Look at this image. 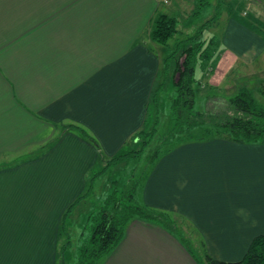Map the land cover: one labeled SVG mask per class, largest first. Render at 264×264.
I'll return each instance as SVG.
<instances>
[{"label":"crops","instance_id":"crops-1","mask_svg":"<svg viewBox=\"0 0 264 264\" xmlns=\"http://www.w3.org/2000/svg\"><path fill=\"white\" fill-rule=\"evenodd\" d=\"M249 1L225 0L208 27L225 76L264 72V38L237 18L264 25V0ZM191 2L0 0V264H58L63 214L100 165L99 148L114 156L142 129L164 78L179 36L167 50L151 38L153 19L168 13L164 5L179 18ZM150 168L140 200L184 216L213 257L238 261L264 234V144L191 139ZM200 257L166 228L135 219L101 264H204Z\"/></svg>","mask_w":264,"mask_h":264},{"label":"trees","instance_id":"trees-1","mask_svg":"<svg viewBox=\"0 0 264 264\" xmlns=\"http://www.w3.org/2000/svg\"><path fill=\"white\" fill-rule=\"evenodd\" d=\"M194 2L193 15L198 17L213 4L212 0H194ZM217 3V7L221 6L220 1ZM221 14V9L216 11L215 15L198 27L193 34L185 36H181L180 20L177 16L159 13L153 19L151 38L154 41L167 45L175 35L179 36L174 50L165 60L166 69H168L169 60L175 62V72L164 105L160 103V91L165 84L161 83L153 90L144 126L134 137L132 136L119 153L111 157L105 155L99 148L98 141L86 130L78 126H67L77 130L80 135L99 148L100 165L94 167L88 174L84 192L68 206L63 214L59 232L61 245L58 264H70L73 261L75 264H96L99 259L118 247L125 236L128 224L135 219L154 222L166 228L194 258L198 259L197 249L192 246L191 241L185 238L184 234L177 232L179 229L170 217L172 213L138 201L136 191L141 182L136 179L132 169L126 172L130 173L125 176V180L124 175L121 179L112 178L108 192L104 191L99 195L89 216V229L81 233L74 252L72 239L67 229V218L80 202L95 195L94 187L99 176L105 175L118 163L143 156L145 148L157 131L160 114L165 111L164 106L167 108L170 119V129L168 135L161 141L160 147L149 158V167H152L176 145L190 139V134L195 127H202L208 133L206 136L208 138H199L200 140L220 137L244 144H264V105L257 101L250 89L241 87L234 94H227L218 87L208 86V91L202 97L201 78L207 66L212 70L215 69L220 45L217 37L207 38L205 30L213 22L218 21ZM237 18L264 38V25L260 20L250 14L237 15ZM168 143H170L168 148L163 150ZM102 162L103 165H101ZM202 245L206 247L204 241ZM204 261V264H264V234L253 238L246 254L238 261L219 260L209 254L206 249Z\"/></svg>","mask_w":264,"mask_h":264},{"label":"rangeland","instance_id":"rangeland-1","mask_svg":"<svg viewBox=\"0 0 264 264\" xmlns=\"http://www.w3.org/2000/svg\"><path fill=\"white\" fill-rule=\"evenodd\" d=\"M173 0H170V2H172ZM220 1V4H222V6L225 4V0H214V5L215 2ZM166 3V5L168 4L171 5V3ZM253 2V0L249 1V3L251 4ZM219 3V2H218ZM164 5L162 8L166 11V12H170L168 10V6ZM193 2L191 3H185V5L181 6V8H185L186 10L189 9L188 13H186L188 16L186 17L185 15H181L182 13H180L179 15V29L182 32H186V34H193L194 31L197 29L195 27V25H199L200 23L202 24V22H205L207 20H209V18L211 17V15H215L216 11L218 10H222V6H212L211 8H207L202 12V15L199 16L198 18H194L195 24L193 23V20L191 18H189L190 12L193 9ZM237 7V6H236ZM244 11H246L244 9ZM208 13V14H207ZM207 14V16H206ZM249 14V13H248ZM248 14H245V12L243 13L244 16H247ZM197 17V16H196ZM191 24V25H190ZM194 25V27H193ZM207 30V29H206ZM212 29L207 30V38L210 37V33H212ZM206 34V32H205ZM178 34L174 36V38H177ZM173 38V39H174ZM170 43H173V40H170ZM160 44V43H159ZM163 45V44H161ZM164 47L167 48L168 50V46L165 45ZM175 48V47H174ZM174 48L171 46L170 50L172 49V51L174 50ZM169 52L168 56L172 53ZM166 55L165 59L167 60ZM168 69H165L164 71V78L161 81L163 84H166L163 87V90L160 91V103L163 106L166 100V95L169 93V79L168 82L166 81V72L169 70V68L173 67L175 68V62L173 60H169L167 62ZM165 66V61L164 64ZM255 69H257V67H255ZM167 70V71H166ZM223 71L224 69H221L218 67H216L214 70L211 69V67L207 66L206 68V74L201 78V85H202V89H203V94L202 97L204 96V94H206V92L208 91V86H215L221 89V91H224L227 94H234L238 88L241 87H246L248 89H250L253 93L255 98L257 99V101L261 104L264 105V89H263V85H264V72H259L258 75L256 76H250V74H248V70L246 68H240L238 70H236V73L231 75H223ZM169 72V71H168ZM172 72H169V74H171ZM202 99V98H201ZM200 99V101H201ZM165 111L161 112L160 114V120H159V125L157 128V131L154 135V137L152 138L151 142L147 145V147L145 148L144 152H143V156H141L138 159H133L130 161H124L121 163H118L117 165H114L105 175L103 176H99L95 187H94V192L95 193H100L102 192V190L107 191L110 189L109 186L112 182V178H120L121 176L124 175V180L126 179L125 176H127V174H129L130 172L126 173L127 171H130L131 169L134 172V175L136 177V179L139 180L140 185H138L137 187V191H136V198L138 199V201L141 202V204H145L143 201V199L140 200V198L142 197V188H143V184H145L146 178H149V174L151 172V170L153 168H150V162H149V158L151 157L152 153L160 147L161 141L165 138L166 135H168L169 129H170V119L168 116V112H167V108L166 106H164ZM208 135L207 131L204 130L202 127H195L191 134H190V139H198L199 138H208L206 137ZM210 139V138H209ZM186 140V141H188ZM184 141V142H186ZM202 141V140H201ZM183 143V142H182ZM181 144V143H180ZM170 145V143H168V145H165L163 147V150L167 149L168 146ZM179 145V144H178ZM176 145V146H178ZM175 146V147H176ZM156 164V163H155ZM153 164V166L155 165ZM1 165V164H0ZM125 172V174H123ZM101 185V187H100ZM103 191V192H104ZM96 195V194H95ZM141 196V197H140ZM88 200L81 203L78 207H77V211L72 215L71 219H74L73 222L70 224L67 221V229L69 231V233L72 232L71 239L73 242V252L75 251L77 244H78V239L81 235V233H84L85 231H88L89 227H88V222L90 221L89 216L91 215L92 211L90 212L89 210L94 208L95 206V201H97V199H94V196H90L87 198ZM84 201V200H83ZM159 210V209H158ZM90 212V213H89ZM73 213V211L69 214L68 218L70 217V215ZM170 213V212H168ZM172 215H170V217L172 218V220L176 223L179 231V233L184 234V237L189 239L191 241L192 246L195 247V249H197L198 255L201 256L200 257V262H204V257H202V255H204V247L202 245V241L203 238L198 235L196 229H194V227L192 225H190L188 222L190 221H186L184 219V216L179 215L177 213L171 212ZM67 218V219H68ZM183 236V235H182ZM202 240V241H201ZM108 255H106L104 257V259L107 257ZM59 261V260H58ZM57 261V263H58ZM103 261L102 259H99L97 261L96 264H101V262ZM70 264H75L74 261Z\"/></svg>","mask_w":264,"mask_h":264},{"label":"built area","instance_id":"built-area-1","mask_svg":"<svg viewBox=\"0 0 264 264\" xmlns=\"http://www.w3.org/2000/svg\"><path fill=\"white\" fill-rule=\"evenodd\" d=\"M160 2H162V3L166 4V3H169V2H170V0H160Z\"/></svg>","mask_w":264,"mask_h":264}]
</instances>
